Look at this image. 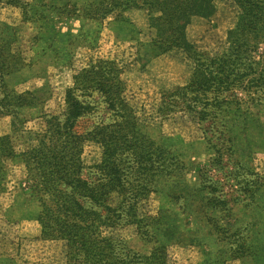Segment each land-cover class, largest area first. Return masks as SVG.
Returning <instances> with one entry per match:
<instances>
[{"label":"rangeland","instance_id":"1","mask_svg":"<svg viewBox=\"0 0 264 264\" xmlns=\"http://www.w3.org/2000/svg\"><path fill=\"white\" fill-rule=\"evenodd\" d=\"M8 1L0 4V42L16 48L25 66L7 77L6 85L17 93L31 92L48 113L63 108L75 73L97 58L115 61L126 80L138 82L137 89L122 79L133 106L158 103L162 89L182 84L191 72V63L180 49L154 56L149 46L154 32L143 11H127L124 22L115 21L118 9L97 21L84 17V11L100 0ZM237 11L230 0H217L210 19H195L187 27L189 41L200 52H221ZM158 57L161 63L151 64ZM258 57L255 54L254 60ZM237 93L239 111H217L202 124L180 114L142 123L143 133L177 158L176 177L160 180L143 206V212L159 219L148 228V236H142L135 225L111 230L122 241L120 250L149 255L163 244L171 264H264V92L252 95L253 100L245 91ZM37 112L21 110L19 121L24 123L20 121L17 132H12L11 116L0 115V137L10 136L17 154L36 144L31 134L42 129ZM221 119L227 120L225 126ZM94 122L91 116L83 125ZM100 156L96 144H84L81 160L86 167L99 163ZM4 169L0 264H63L62 242L40 239V226L34 220L37 203L25 191L23 164L8 160ZM171 186L181 198L167 196ZM198 189L200 194L194 196ZM203 197L218 204L202 201ZM217 229L225 233L224 241ZM240 245L250 250L249 256L229 259L230 249Z\"/></svg>","mask_w":264,"mask_h":264},{"label":"trees","instance_id":"2","mask_svg":"<svg viewBox=\"0 0 264 264\" xmlns=\"http://www.w3.org/2000/svg\"><path fill=\"white\" fill-rule=\"evenodd\" d=\"M230 1L238 10L236 21L227 32L225 46L214 55L198 51L186 30L195 19H210L217 0H100L84 11V17L98 21L119 9L115 21L124 22L127 11H143L154 32L149 43L154 56L173 49L186 53L189 76L180 85L162 89L153 104L133 106L126 96L122 69L113 60L97 58L75 73L63 108L48 113L31 92L17 93L7 87V77L25 63L8 41L0 42V115L11 116L12 132L19 131L20 121L24 123L19 121L21 110L36 108L42 120V129L31 134L36 144L24 152L16 153L10 136L0 137V195L5 163L18 159L27 173L25 191L37 203L34 220L40 226V239L62 242L63 264H171L167 246L158 244L149 255L123 251L122 241L111 230L135 225L142 236H148V228L159 219L143 212V206L160 180L176 177L177 158L144 134L142 123L180 114L202 124L217 111H239V90L252 100V95L264 92V53H257L264 50V0ZM8 2L0 0V4ZM136 32L134 27L131 34ZM91 116L95 122L84 126ZM222 120L225 126L227 120ZM87 142L101 151L99 163L88 167L81 160ZM171 187L167 196L181 198ZM200 192L195 190L194 196ZM217 235H222L220 241L226 239L220 229ZM249 251L236 246L227 257L240 259Z\"/></svg>","mask_w":264,"mask_h":264},{"label":"crops","instance_id":"3","mask_svg":"<svg viewBox=\"0 0 264 264\" xmlns=\"http://www.w3.org/2000/svg\"><path fill=\"white\" fill-rule=\"evenodd\" d=\"M160 59H162V58L158 57V58L154 59L153 61H151V64L153 62L154 63H161V60ZM189 74H190V72H189ZM123 75H124V73H122V79L125 81V83L129 82L130 87H133L134 86V87H137V89L140 87L138 85V82H133V81L130 82V80H126V78H124ZM134 83H136V84H134ZM127 89H128V86H127Z\"/></svg>","mask_w":264,"mask_h":264}]
</instances>
